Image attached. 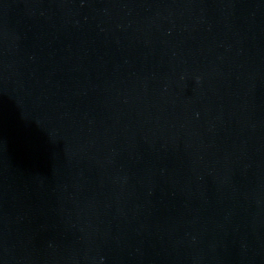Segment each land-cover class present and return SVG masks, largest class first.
Masks as SVG:
<instances>
[{
	"label": "water",
	"instance_id": "1",
	"mask_svg": "<svg viewBox=\"0 0 264 264\" xmlns=\"http://www.w3.org/2000/svg\"><path fill=\"white\" fill-rule=\"evenodd\" d=\"M0 264H264V0H0Z\"/></svg>",
	"mask_w": 264,
	"mask_h": 264
}]
</instances>
